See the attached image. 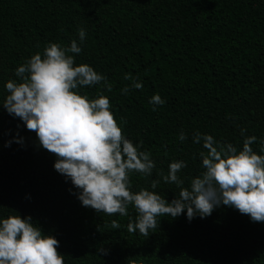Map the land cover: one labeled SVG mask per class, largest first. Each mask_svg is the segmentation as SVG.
<instances>
[{
  "label": "trees",
  "instance_id": "1",
  "mask_svg": "<svg viewBox=\"0 0 264 264\" xmlns=\"http://www.w3.org/2000/svg\"><path fill=\"white\" fill-rule=\"evenodd\" d=\"M80 28L86 38L76 65L93 67L113 89L83 87L79 94L107 96L117 122L126 121V137L142 142L156 165L150 177L131 174L133 192L156 191L170 202L178 196L175 185L150 183L177 160L187 164L178 175L189 187L206 151L192 142L197 131L238 150L255 136L251 147L264 155V0H0V102L5 82H19L18 66L49 43L78 40ZM125 74L138 77L142 89L122 94L131 84ZM154 94L165 100L156 111L149 103ZM55 160L35 132L0 106V218L31 216L59 241L64 264H264V223L221 205L191 222L186 214L162 217L145 238L127 231L136 216L131 207L121 217L82 206Z\"/></svg>",
  "mask_w": 264,
  "mask_h": 264
},
{
  "label": "clouds",
  "instance_id": "2",
  "mask_svg": "<svg viewBox=\"0 0 264 264\" xmlns=\"http://www.w3.org/2000/svg\"><path fill=\"white\" fill-rule=\"evenodd\" d=\"M78 40L68 46L49 43L41 52L33 54L15 70L16 80L5 82L7 95L0 102L10 116L23 121L28 131L35 132L39 146L56 157L54 169L70 180L78 189L82 206L108 216H129L131 207L135 219L129 218L127 231L147 238L159 226L160 218H176L186 214L189 222L212 214L221 205L249 216L254 223H264V155H258L251 145L257 137L247 136L242 150L231 143H221L211 135L195 132L192 142L201 144L203 171L184 187L178 173L187 167L183 160L173 161L167 174L161 170L159 179L151 180L156 189L161 180L179 189L178 196L169 202L156 191L141 188L131 190L130 176L138 173L147 178L156 167L151 154L142 151V142L134 144L123 131L121 118L117 122L111 103L102 93L95 99L79 94L83 87L100 86L111 92L112 83L87 64L76 65L75 56L86 38L78 29ZM131 81L121 89L126 95L131 89H142L138 77L125 74ZM156 106L165 104L159 94L149 101ZM19 127V125L17 126ZM243 136L246 129L241 128ZM19 134L17 133V137ZM23 145V138H13ZM183 143L187 136L181 131ZM13 141H8V147ZM264 153V139H260ZM159 218V219H158ZM119 229L120 223L111 222ZM59 241L32 221L31 216L18 214L0 218V264H64L58 251ZM106 255V249H99Z\"/></svg>",
  "mask_w": 264,
  "mask_h": 264
}]
</instances>
